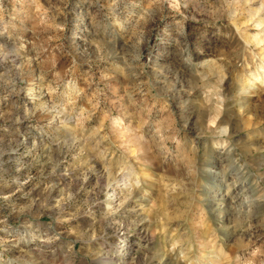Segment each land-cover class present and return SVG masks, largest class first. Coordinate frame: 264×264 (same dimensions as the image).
<instances>
[{
	"label": "rangeland",
	"instance_id": "374dc122",
	"mask_svg": "<svg viewBox=\"0 0 264 264\" xmlns=\"http://www.w3.org/2000/svg\"><path fill=\"white\" fill-rule=\"evenodd\" d=\"M0 264H264V0H0Z\"/></svg>",
	"mask_w": 264,
	"mask_h": 264
}]
</instances>
